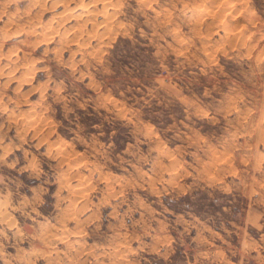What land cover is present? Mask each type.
<instances>
[{"label": "rangeland", "instance_id": "rangeland-1", "mask_svg": "<svg viewBox=\"0 0 264 264\" xmlns=\"http://www.w3.org/2000/svg\"><path fill=\"white\" fill-rule=\"evenodd\" d=\"M0 264H264V0H0Z\"/></svg>", "mask_w": 264, "mask_h": 264}, {"label": "bare ground", "instance_id": "bare-ground-1", "mask_svg": "<svg viewBox=\"0 0 264 264\" xmlns=\"http://www.w3.org/2000/svg\"><path fill=\"white\" fill-rule=\"evenodd\" d=\"M72 210V209H71Z\"/></svg>", "mask_w": 264, "mask_h": 264}]
</instances>
